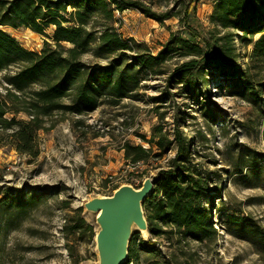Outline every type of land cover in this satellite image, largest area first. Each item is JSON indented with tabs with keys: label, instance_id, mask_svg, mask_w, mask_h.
Returning a JSON list of instances; mask_svg holds the SVG:
<instances>
[{
	"label": "rangeland",
	"instance_id": "1",
	"mask_svg": "<svg viewBox=\"0 0 264 264\" xmlns=\"http://www.w3.org/2000/svg\"><path fill=\"white\" fill-rule=\"evenodd\" d=\"M141 1L156 12L175 9L184 16V6L191 0ZM215 4L194 0L189 24L202 37L212 28ZM116 16V27L125 38L146 44L154 53L171 31L183 30L191 37L179 17L162 24L134 8ZM2 28L30 50L40 51L46 40L52 41L31 29ZM53 29L47 33L52 35ZM235 42L239 67L264 83V61L252 58L253 43H241L239 38ZM182 61L169 62L165 74L145 73L136 98L82 116L49 119L46 125L54 127L39 132L38 156L0 142V264H77L96 259L94 229L87 224L78 227L81 200L89 192L112 194L126 183L140 186L165 167L175 147L162 158L139 164L128 161L122 149L127 141L148 147L142 136L151 138L159 124L172 137L177 128L197 136L203 170H223L215 206L207 205L217 233L204 241L153 239L154 249L139 246V263L131 264H264V86L258 103L240 96L231 76H207L206 83L187 93L181 85L166 83ZM4 74L0 72L2 92Z\"/></svg>",
	"mask_w": 264,
	"mask_h": 264
},
{
	"label": "trees",
	"instance_id": "2",
	"mask_svg": "<svg viewBox=\"0 0 264 264\" xmlns=\"http://www.w3.org/2000/svg\"><path fill=\"white\" fill-rule=\"evenodd\" d=\"M215 2L212 28L202 37L189 24L194 0L185 4L184 16L175 9L156 12L141 0H0V72H5L1 81L4 92L0 91V142L38 156L39 132L54 127L46 125L49 119L66 114L82 116L104 105L136 98L144 86L145 73L165 74L167 64L175 58L183 61L175 66L167 84L181 85L188 93L206 83L207 76H231L239 95L258 103L263 99L260 87L264 83L239 67L235 39L253 43L252 58L264 61V0ZM128 8L162 24L179 17L191 37L183 30L171 31L154 53L146 44L125 38L116 27V13ZM2 27L31 29L52 41L46 40L40 51L30 50ZM50 28H54L52 35L47 33ZM142 137L148 147L130 141L122 146L132 164L162 158L173 147L176 153L153 177L155 189L145 203L152 240L145 243L141 236H135L127 264L139 263V246L154 249L153 239L204 241L215 235L217 229L207 205L215 206L214 194L224 183L221 168L203 170L197 136L190 137L177 128L172 137L159 124L151 138ZM82 212L80 208L78 227L87 224L93 229Z\"/></svg>",
	"mask_w": 264,
	"mask_h": 264
},
{
	"label": "water",
	"instance_id": "3",
	"mask_svg": "<svg viewBox=\"0 0 264 264\" xmlns=\"http://www.w3.org/2000/svg\"><path fill=\"white\" fill-rule=\"evenodd\" d=\"M155 189L152 177L140 186L122 184L112 194L89 192L81 200L82 217L95 232L96 259L79 264H127L133 238L152 240L145 203Z\"/></svg>",
	"mask_w": 264,
	"mask_h": 264
}]
</instances>
